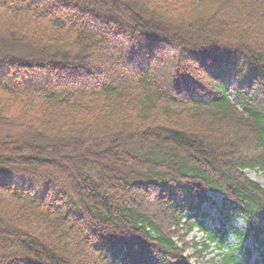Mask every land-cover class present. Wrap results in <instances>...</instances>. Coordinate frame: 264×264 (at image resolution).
<instances>
[{
    "label": "trees",
    "instance_id": "1",
    "mask_svg": "<svg viewBox=\"0 0 264 264\" xmlns=\"http://www.w3.org/2000/svg\"><path fill=\"white\" fill-rule=\"evenodd\" d=\"M0 125V264H264V0H0Z\"/></svg>",
    "mask_w": 264,
    "mask_h": 264
},
{
    "label": "rangeland",
    "instance_id": "2",
    "mask_svg": "<svg viewBox=\"0 0 264 264\" xmlns=\"http://www.w3.org/2000/svg\"><path fill=\"white\" fill-rule=\"evenodd\" d=\"M0 132L3 134H10V135H22V133H20L19 129H16L14 127L11 126H6V125H0ZM247 175L249 178L257 181L263 188H264V177L261 174V172L256 171V170H247ZM209 196L210 198L215 201L214 203L212 202H206L202 205V209L204 211H206L208 213V215H215L216 214V207L218 206L220 200H221V195L217 192H209ZM217 203V204H216ZM207 225L210 226V222H207ZM237 227H243L245 226V224L242 222L241 219H236L235 221H233V224ZM188 239H193L196 243H197V249L201 248V243L203 241V235L199 230H193L189 235H188ZM230 240L232 241L233 239L230 238ZM188 255H192V253L194 252L193 248H189V250L187 251ZM4 253L3 250L0 249V255H2ZM218 253H220V250L213 244H210L209 247L202 251L200 256H192V258L190 259V264H209L211 262L210 258L215 256L214 258V262L215 263L218 260Z\"/></svg>",
    "mask_w": 264,
    "mask_h": 264
}]
</instances>
